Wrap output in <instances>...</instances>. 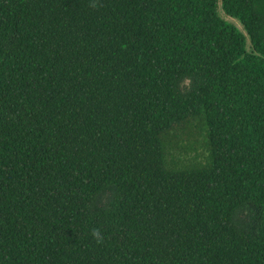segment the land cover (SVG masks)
Wrapping results in <instances>:
<instances>
[{"label":"trees","instance_id":"trees-1","mask_svg":"<svg viewBox=\"0 0 264 264\" xmlns=\"http://www.w3.org/2000/svg\"><path fill=\"white\" fill-rule=\"evenodd\" d=\"M0 264H264V0H0Z\"/></svg>","mask_w":264,"mask_h":264},{"label":"rangeland","instance_id":"rangeland-1","mask_svg":"<svg viewBox=\"0 0 264 264\" xmlns=\"http://www.w3.org/2000/svg\"><path fill=\"white\" fill-rule=\"evenodd\" d=\"M217 12H218L219 16H220L222 19H224V20H226L227 22L233 24L234 26L237 27V29H238L241 33L245 34V32H244L242 26L240 25V23H239L237 20H234V19H232V18H230V17L225 16V15L223 14V12H222L220 9H218ZM246 50H247V52H250V51H251V47H250V44H249L248 40L246 41Z\"/></svg>","mask_w":264,"mask_h":264}]
</instances>
